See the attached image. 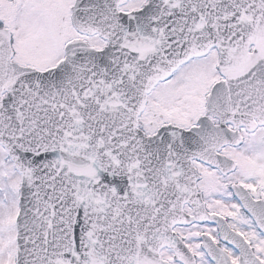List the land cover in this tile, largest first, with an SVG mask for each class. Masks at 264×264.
I'll list each match as a JSON object with an SVG mask.
<instances>
[{"label":"snow or ice","instance_id":"1","mask_svg":"<svg viewBox=\"0 0 264 264\" xmlns=\"http://www.w3.org/2000/svg\"><path fill=\"white\" fill-rule=\"evenodd\" d=\"M0 264H264V0H0Z\"/></svg>","mask_w":264,"mask_h":264}]
</instances>
